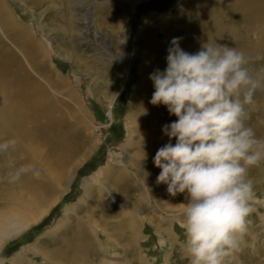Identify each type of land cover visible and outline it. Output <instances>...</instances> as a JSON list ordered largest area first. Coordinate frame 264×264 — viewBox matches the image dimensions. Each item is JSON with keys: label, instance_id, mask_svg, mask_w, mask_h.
Returning a JSON list of instances; mask_svg holds the SVG:
<instances>
[{"label": "rangeland", "instance_id": "rangeland-1", "mask_svg": "<svg viewBox=\"0 0 264 264\" xmlns=\"http://www.w3.org/2000/svg\"><path fill=\"white\" fill-rule=\"evenodd\" d=\"M181 1L3 0L2 9L24 31L17 35V28L3 27L0 21V74L6 64L31 80H41L39 73L60 74L68 79L66 89L84 99L100 129L96 127L97 135L87 146L90 148L92 140H97L95 149L80 165L68 189L58 193L46 211L21 231H14L0 246V264H47L45 252L64 236L76 241L79 219H90L106 235L98 236L100 242L95 238L85 243L87 264H191L182 227L187 193L172 196L166 184H157L158 173L147 178L154 185L147 186L151 209L136 204V189L119 187L111 178H105L100 195L95 196V191L87 195L68 218L63 213L65 206L78 203L83 180L105 165L110 148L126 139L125 120L132 121L138 114V100L132 101L133 96H138L146 84L143 64L149 40L155 39L164 50L171 46L174 37H180L179 31L187 30L180 19L185 12ZM193 1L185 3L191 7ZM257 47L250 50L255 59L249 60L248 68L264 78V55ZM166 61L164 57L161 63ZM59 86L53 88L64 91ZM110 94L112 116L105 105ZM248 116L247 123L256 136L264 139V90L255 93ZM2 126L0 122V178L6 182L0 183V201L8 191L18 189L9 178L28 159L25 143ZM132 151L134 145L128 144L125 153ZM148 162L151 161L141 164ZM154 168L157 172L160 169L155 165ZM248 178L253 181L254 195L246 231L238 237L239 247L229 254L225 264H264V161L249 167ZM136 207H141V211ZM157 215L164 218L157 219ZM153 216L154 220L138 222ZM64 220L68 226L65 232L59 231Z\"/></svg>", "mask_w": 264, "mask_h": 264}, {"label": "bare ground", "instance_id": "bare-ground-1", "mask_svg": "<svg viewBox=\"0 0 264 264\" xmlns=\"http://www.w3.org/2000/svg\"><path fill=\"white\" fill-rule=\"evenodd\" d=\"M185 1H181L185 12L180 19L188 28L183 32L178 29L182 33L180 47L183 50L196 53L203 44L210 42L235 47L240 51L244 47L243 52L251 61L255 59L250 51L253 47H261L259 53L264 55V0H194L191 7ZM2 3L3 0H0L3 27L12 29L14 26L18 30L16 34H21L24 30H20L21 27H17L9 13L2 9L1 6L5 7ZM26 37L27 40L30 38ZM145 53L147 58L143 65L146 66V84L132 99L138 100V114L132 121L129 118L125 120L126 139L123 144L111 147L105 165L83 180V194L78 203L65 206L63 213L67 218L71 211L81 207L87 195L93 191L95 196L100 195L105 178H111L119 187L136 189V204L152 208L147 190L154 185L147 178L149 174L161 172V169L157 172L154 168V157L157 150L169 142L162 128L178 118L169 113L167 106L150 102L155 89L149 77L156 69L164 70L167 67V61L163 64L161 61L167 57L168 47L162 50L155 39H150ZM122 69L123 66L118 69L119 76ZM39 74L41 80H31L13 70L10 64H6L0 74V122L4 130L14 133L25 143L28 158L9 178L15 183L14 188L18 189L8 191L5 199L0 201V246L7 237L46 211L58 193L62 194L68 189L70 180L74 179L80 165L97 145V140H92L93 144L87 148L91 138L96 137V127L99 128V125L95 123L84 99L66 89L68 79L55 72ZM44 84L49 85L51 90ZM56 84L64 91L53 88ZM112 99L113 94H110L105 104L109 116L113 115ZM174 140L172 143H175ZM128 144L134 145L132 153H125L128 152ZM142 161L151 162L141 164ZM4 180L1 179L0 183L6 182ZM136 209L141 211V207ZM157 216V219L164 218ZM145 218H141L139 224L140 221L154 220V216ZM67 223L64 220L59 231L65 232ZM78 224L80 232L74 239L76 241L64 236L53 249L45 252L47 264H87L85 243L95 238L100 242L98 236L106 235L90 219H79Z\"/></svg>", "mask_w": 264, "mask_h": 264}, {"label": "clouds", "instance_id": "clouds-1", "mask_svg": "<svg viewBox=\"0 0 264 264\" xmlns=\"http://www.w3.org/2000/svg\"><path fill=\"white\" fill-rule=\"evenodd\" d=\"M181 39H172L167 67L149 77L150 102L178 118L162 128L169 142L154 157L161 169L156 182L172 196L187 193L182 227L191 264H225L251 212L248 169L264 161V139L247 123L264 78L250 72L249 59L235 47L207 42L189 53Z\"/></svg>", "mask_w": 264, "mask_h": 264}]
</instances>
